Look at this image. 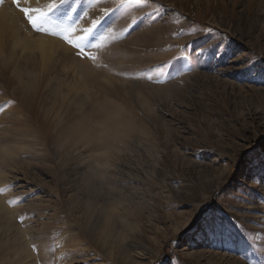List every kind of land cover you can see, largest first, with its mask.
Wrapping results in <instances>:
<instances>
[{
	"label": "rangeland",
	"instance_id": "rangeland-1",
	"mask_svg": "<svg viewBox=\"0 0 264 264\" xmlns=\"http://www.w3.org/2000/svg\"><path fill=\"white\" fill-rule=\"evenodd\" d=\"M92 10L95 63L23 17L71 63L0 79V264H264V0H68L46 27Z\"/></svg>",
	"mask_w": 264,
	"mask_h": 264
},
{
	"label": "bare ground",
	"instance_id": "bare-ground-1",
	"mask_svg": "<svg viewBox=\"0 0 264 264\" xmlns=\"http://www.w3.org/2000/svg\"><path fill=\"white\" fill-rule=\"evenodd\" d=\"M49 2L51 0H28L22 6L43 7ZM0 7V79L8 86H16V82L17 86L46 83L52 70L71 63V50L55 39L33 35L23 21L22 13L11 1ZM97 15L98 12L92 10L77 30L83 29ZM18 91L21 93L20 89Z\"/></svg>",
	"mask_w": 264,
	"mask_h": 264
},
{
	"label": "snow or ice",
	"instance_id": "snow-or-ice-1",
	"mask_svg": "<svg viewBox=\"0 0 264 264\" xmlns=\"http://www.w3.org/2000/svg\"><path fill=\"white\" fill-rule=\"evenodd\" d=\"M28 0H12V3L17 7V9L23 14L24 19L27 24L30 25L31 29L37 33H43L45 35L56 36L66 43H68L71 47L77 50V55H80L84 58H87L94 63L97 61V57L88 53L84 47L85 42L88 37L93 34V30L96 27V23L93 21L92 26L87 29H79L77 30L73 25H69L67 27H62L57 29L46 27L49 22L52 20L54 14L60 10V8L68 2V0H51V2L45 4L43 7H24L23 4L27 3ZM129 3L139 4L140 0H128ZM4 0H0V4H3ZM88 15L87 12L84 13L86 17ZM84 33L82 36H78L77 32ZM71 34V35H70ZM75 37V38H73ZM106 37L101 35L97 38L96 43L91 45L92 48L97 51L103 48V44ZM218 51V49H217ZM215 55V52L213 53ZM187 59V57H185ZM149 80L152 79L151 76L148 77ZM162 82V81H161ZM5 189H0V194H2ZM21 222H23L21 220ZM33 251H36V246H32Z\"/></svg>",
	"mask_w": 264,
	"mask_h": 264
}]
</instances>
